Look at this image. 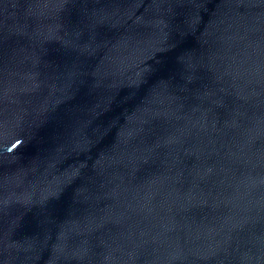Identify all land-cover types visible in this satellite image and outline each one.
Segmentation results:
<instances>
[{"label": "water", "instance_id": "1", "mask_svg": "<svg viewBox=\"0 0 264 264\" xmlns=\"http://www.w3.org/2000/svg\"><path fill=\"white\" fill-rule=\"evenodd\" d=\"M0 264H264V0H0Z\"/></svg>", "mask_w": 264, "mask_h": 264}]
</instances>
